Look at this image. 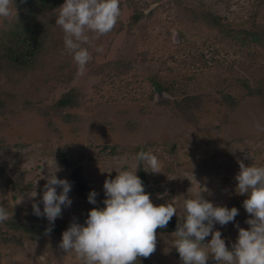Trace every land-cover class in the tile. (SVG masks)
Here are the masks:
<instances>
[{
	"label": "rangeland",
	"instance_id": "rangeland-1",
	"mask_svg": "<svg viewBox=\"0 0 264 264\" xmlns=\"http://www.w3.org/2000/svg\"><path fill=\"white\" fill-rule=\"evenodd\" d=\"M136 3L143 16L132 24ZM11 7L9 17H0V34L16 15ZM120 8L110 33L86 30L89 41L82 46L91 60L82 73L67 49L57 63L60 42L41 60L43 71L29 74L34 79L17 71L20 82L10 86L1 77L9 71L0 72V91L10 89L0 94V206L9 213L0 222V264H82L59 247L63 232L105 207V180L131 168L145 177L154 205L169 202L178 210L165 231H157L156 251L136 264H183L174 232L184 222V201L200 192L214 206L239 210L233 222L213 229L229 249L238 238L236 225L250 227L243 207L248 197L236 191L235 177L239 161L264 166V90L257 91L264 48L223 35L197 14L213 12L234 33L256 31L264 29V0H120ZM67 95L76 104L58 109ZM188 98L197 107L187 116L177 103ZM149 150L161 173L137 160ZM56 166L57 177L72 185V204L50 224L32 205L43 212L44 177ZM75 168L89 191H78ZM93 190L96 204L88 201ZM32 226L52 230L28 232Z\"/></svg>",
	"mask_w": 264,
	"mask_h": 264
},
{
	"label": "clouds",
	"instance_id": "clouds-1",
	"mask_svg": "<svg viewBox=\"0 0 264 264\" xmlns=\"http://www.w3.org/2000/svg\"><path fill=\"white\" fill-rule=\"evenodd\" d=\"M12 4L13 0H0V17L12 14ZM58 9L55 24L62 28L65 47L82 73L91 60L88 49L82 46L89 41L86 30L99 36L110 33L121 15L120 0H65ZM137 160L145 162L150 172L161 173V162L150 150L139 152ZM239 165L236 191L247 194L243 207L251 217L245 221L250 227L236 225L238 238L229 249L221 231L213 229L217 223L224 226L233 222L239 210L214 206L201 192L186 199L184 222L174 232V247L183 264H208L210 256L216 264H264V166H245L243 161ZM59 170L49 167V175L44 177L43 212L39 204L32 205L34 214L46 217L50 224L62 216V206L72 204V185L57 177ZM137 170L117 171L114 179L105 180V207L93 208L84 225L74 222L63 232L59 247L66 254H75L82 264H136L138 258H149L156 251L157 229L166 228L178 210L169 202L154 205ZM57 188L62 189L59 194ZM36 195L30 194L33 198ZM97 195L95 190L90 192L89 203L96 204ZM8 219V211L0 206V222ZM210 235V242L204 243Z\"/></svg>",
	"mask_w": 264,
	"mask_h": 264
},
{
	"label": "trees",
	"instance_id": "trees-1",
	"mask_svg": "<svg viewBox=\"0 0 264 264\" xmlns=\"http://www.w3.org/2000/svg\"><path fill=\"white\" fill-rule=\"evenodd\" d=\"M65 3V0H13V8L16 10V15L10 22L5 20L4 27L1 29L0 36V72H6L1 76L5 79L6 83L10 86H14L19 83L17 71L27 74V77L34 79L29 74L42 70L41 60L45 59L47 50L51 49L52 43H58L62 45L57 57L58 60L65 57L64 50L66 49L64 44V32L62 28L55 24L56 18L59 13V7ZM135 15L132 17V24H136L140 21L143 13L140 12L139 3L135 4ZM197 19L203 21L210 27L216 28L223 35H232L234 39H237L243 45H257L264 48V29L256 31H247L243 33H234L229 29V25L225 24L222 17L214 14L213 12L197 14ZM70 53V52H69ZM72 56V54L70 53ZM61 57V58H60ZM71 58V62H73ZM61 61V60H60ZM57 65V64H56ZM14 71V72H12ZM1 84L0 86H2ZM264 90V77L261 81L260 87L257 91ZM254 92V91H253ZM256 92V91H255ZM257 93V92H256ZM0 94H10V89L0 91ZM195 98L184 99L177 103V107L181 112L187 113V116L191 114L194 107ZM76 104L69 95L58 102V109L65 107H73ZM67 166L71 165L67 163ZM73 178L77 184L78 191L85 193L89 191L85 185L84 179L80 176V168L73 170ZM144 186L147 185L146 179L143 175H140ZM56 226V225H54ZM53 226V227H54ZM18 227H23L22 224H18ZM28 232H45L47 228L44 227H30L26 228ZM57 230V228H53ZM159 232H164L165 229H157ZM211 264V261H208Z\"/></svg>",
	"mask_w": 264,
	"mask_h": 264
},
{
	"label": "water",
	"instance_id": "water-1",
	"mask_svg": "<svg viewBox=\"0 0 264 264\" xmlns=\"http://www.w3.org/2000/svg\"><path fill=\"white\" fill-rule=\"evenodd\" d=\"M156 92L158 93V94H161L162 92H161V89L159 88V87H156ZM175 224V223H174ZM173 224H171V226H172Z\"/></svg>",
	"mask_w": 264,
	"mask_h": 264
}]
</instances>
